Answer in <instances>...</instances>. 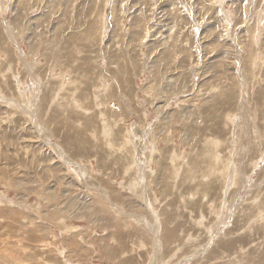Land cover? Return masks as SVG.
<instances>
[{
  "label": "rangeland",
  "instance_id": "1",
  "mask_svg": "<svg viewBox=\"0 0 264 264\" xmlns=\"http://www.w3.org/2000/svg\"><path fill=\"white\" fill-rule=\"evenodd\" d=\"M0 264H264V0H0Z\"/></svg>",
  "mask_w": 264,
  "mask_h": 264
},
{
  "label": "bare ground",
  "instance_id": "2",
  "mask_svg": "<svg viewBox=\"0 0 264 264\" xmlns=\"http://www.w3.org/2000/svg\"><path fill=\"white\" fill-rule=\"evenodd\" d=\"M76 36V35H75ZM64 59V58H63ZM80 71V70H79ZM186 71V70H185ZM54 82V81H53ZM46 84V83H45ZM66 121V120H65ZM234 136V135H233ZM151 162V161H150ZM144 173V172H143ZM139 176V175H138ZM142 187V186H141ZM176 196V195H175Z\"/></svg>",
  "mask_w": 264,
  "mask_h": 264
}]
</instances>
